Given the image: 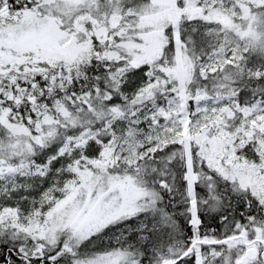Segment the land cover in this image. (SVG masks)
Instances as JSON below:
<instances>
[{
    "label": "snow or ice",
    "instance_id": "obj_1",
    "mask_svg": "<svg viewBox=\"0 0 264 264\" xmlns=\"http://www.w3.org/2000/svg\"><path fill=\"white\" fill-rule=\"evenodd\" d=\"M0 264H264V0H0Z\"/></svg>",
    "mask_w": 264,
    "mask_h": 264
}]
</instances>
